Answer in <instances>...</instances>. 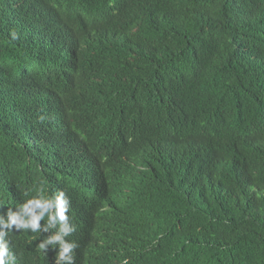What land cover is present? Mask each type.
<instances>
[{"label":"trees","instance_id":"trees-1","mask_svg":"<svg viewBox=\"0 0 264 264\" xmlns=\"http://www.w3.org/2000/svg\"><path fill=\"white\" fill-rule=\"evenodd\" d=\"M48 1L32 0L28 15L44 14ZM94 1L105 9L90 28L94 46L72 59L46 56L49 30L0 0V207L17 202L22 182L48 193L73 186L64 145L43 137L42 108L48 93L88 81L76 106L100 114L112 98V127L125 118L138 128L122 130L97 166L115 210L122 204L138 224L136 264H264V0ZM161 69L175 76L165 88L173 119L210 124L203 142L145 114L138 96L154 93ZM184 90L197 112L179 106ZM27 234L11 244L17 264ZM169 243L191 249L169 255ZM52 258L47 251L35 264Z\"/></svg>","mask_w":264,"mask_h":264},{"label":"clouds","instance_id":"clouds-1","mask_svg":"<svg viewBox=\"0 0 264 264\" xmlns=\"http://www.w3.org/2000/svg\"><path fill=\"white\" fill-rule=\"evenodd\" d=\"M15 16L22 23H33L49 30L44 40L46 56L61 51L75 59L77 55L90 53L93 47L91 27L104 17L105 9L94 0H50L45 13L30 17L27 7L32 0H10ZM81 28H83L81 30ZM70 36L69 42L65 37ZM12 33V39H16ZM161 82L151 96L146 91L140 98L146 115H152L162 126L171 131H182L189 138L203 142L211 126L204 120L178 122L173 119L172 100L165 88L175 76L161 69ZM91 82L70 85L62 92L46 95L42 112L49 125L43 137L61 142L69 156L67 179L73 182L69 189L58 187L48 193L43 184L35 188L33 183L21 185V195L11 206L0 207V264H17L11 249L18 233L28 231L21 241L23 264H35L39 255L51 251L49 264H136L141 253L138 224L127 220V210L119 204L118 211L107 197L106 181L97 178V166L111 158L113 148L122 135L138 132L137 126L123 118L117 128L114 121V104L110 98L100 114L74 103ZM197 97L203 93L195 91ZM150 97L163 103L153 109ZM179 106L187 113L197 112L187 99L185 90L178 99ZM105 111V112H104ZM109 112V113H106ZM187 243H169L168 254L186 255ZM157 264H161L158 262Z\"/></svg>","mask_w":264,"mask_h":264}]
</instances>
